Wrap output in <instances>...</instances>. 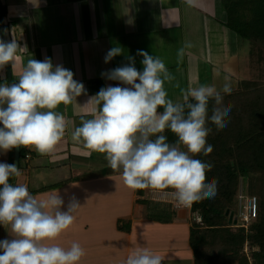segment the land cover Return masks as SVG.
Segmentation results:
<instances>
[{"label":"crops","instance_id":"crops-1","mask_svg":"<svg viewBox=\"0 0 264 264\" xmlns=\"http://www.w3.org/2000/svg\"><path fill=\"white\" fill-rule=\"evenodd\" d=\"M210 2L0 0L7 30L0 31V38H15L21 46L14 67L10 63L11 80L18 82L28 59L47 57L54 65L71 70L86 90L70 104L58 107L67 127L54 151L41 155L24 147L28 157L20 162L26 185L36 199L57 193L65 196V206L73 196L79 201L73 223L53 243L65 248L79 243L85 251L80 264H125L130 253L142 248L161 256L162 264H194L189 242L191 214L183 207H173L172 191L151 189L163 198L146 206L143 200L148 193L144 189L128 188L103 154L84 148L72 133L81 118L90 119L98 110L90 98L102 87L118 84L102 77V72L128 63V57H134L135 67L143 70L138 50L164 61L173 77L165 88L174 101L180 100L189 86L215 84L219 88L224 76L231 78L232 92L238 90L240 81L249 78L248 66L241 61L243 50L248 56L249 45L238 44L235 32L223 24L225 13L219 0L216 5ZM215 9H219L220 18ZM186 42L191 47L178 59L177 51ZM117 46L123 54L105 63L108 50ZM4 70L0 69V84H9L7 78L1 79ZM32 180L41 186L30 189ZM105 194L110 199L113 194L115 201H101L98 196Z\"/></svg>","mask_w":264,"mask_h":264},{"label":"clouds","instance_id":"clouds-1","mask_svg":"<svg viewBox=\"0 0 264 264\" xmlns=\"http://www.w3.org/2000/svg\"><path fill=\"white\" fill-rule=\"evenodd\" d=\"M190 47L186 42L179 48L178 59ZM20 49L15 38H0V69L9 63L14 67ZM122 54L121 47H113L104 62ZM137 55L143 57L142 71L135 67V58L128 57V63L101 73L118 84L102 87L90 98L98 110L90 119L81 118L73 139L103 154L130 189H170L184 207L214 198L218 179L207 177L213 164L196 157L213 151L207 142L212 132L209 123L217 130L227 127L231 105L224 104V95L233 90L231 78L224 76L219 88L189 86L174 101L165 88L173 77L164 61L143 50ZM83 94L85 87L71 70L47 57L28 59L18 82L0 84V152L31 147L41 155L52 153L67 127L58 107ZM210 102H214L211 115ZM167 131L175 135V142H169ZM20 176L16 164L0 162V226L10 228L12 236L0 240V264H80L85 251L79 243L68 248L53 243L73 223L79 201L73 196L65 206L60 195L37 200L27 185L10 182ZM125 264H162V257L142 248L130 253Z\"/></svg>","mask_w":264,"mask_h":264},{"label":"trees","instance_id":"trees-1","mask_svg":"<svg viewBox=\"0 0 264 264\" xmlns=\"http://www.w3.org/2000/svg\"><path fill=\"white\" fill-rule=\"evenodd\" d=\"M223 9L226 13L223 24L235 32L240 44L249 45V78L240 81L238 90L224 95V104L231 105L227 127L217 130L209 123L212 132L207 142L213 151L208 156L196 157L213 164L207 177L209 180L216 177L218 188L214 198L191 206L189 242L194 264H264V0H225ZM0 16L3 33L5 11L1 4ZM213 103L209 104V115ZM165 134L169 142H175L174 134L170 131ZM26 154L25 148L20 147L18 168ZM8 161L12 164L13 149ZM239 179L246 181L247 195L257 199V214L247 231L233 225ZM14 180L15 177L10 182L14 184ZM226 211L233 213L231 223ZM196 216L200 217L201 225L193 221ZM247 242L253 249L250 261L241 251Z\"/></svg>","mask_w":264,"mask_h":264},{"label":"rangeland","instance_id":"rangeland-1","mask_svg":"<svg viewBox=\"0 0 264 264\" xmlns=\"http://www.w3.org/2000/svg\"><path fill=\"white\" fill-rule=\"evenodd\" d=\"M213 1H214V5H216L217 4V1L216 0H212V2H210V4H212L213 3ZM224 2H225V0H219V5H221V8L223 9V4H224ZM219 10V9H218ZM217 9H215V15H217V17H219V16H221L220 15V13H219V11H218ZM223 11H224V9H223ZM224 13H225V11H224ZM220 18V17H219ZM225 18H226V13H225V15H224V21H225ZM222 20V21H223ZM237 41H238V39H237ZM181 43V42H180ZM238 44H239V41H238ZM181 47H182V45H181ZM245 49V48H244ZM246 49H247V51L249 50V46L248 47H246ZM241 55H242V63H243V65L244 66H248V60H247V58H248V56H246V52H244V50L242 51V53H241ZM5 67V66H4ZM180 68V67H179ZM172 73H173V71H172ZM7 77H6V72H5V70H4V73H3V75L1 76V79H6ZM0 127H2V125H0ZM8 159H9V152H7L6 154L5 153H2V152H0V162H6V163H8L9 161H8ZM26 176L24 175V174H22V172H21V176L20 177H15V180H14V184H17V183H19V184H25L26 185ZM30 189L33 187V186H35V187H38V186H41L37 181H31V183H30ZM240 188H243V190H244V194L245 195H247V193L245 192V190H246V181H244L243 179H239V188H238V193H239V190H240ZM148 194H147V197H145V199L149 202L148 203V205H150L151 204V202H153V203H156L155 202V200L157 199V198H163V196L161 195V194H156V193H153V192H151L152 190L149 188V189H144ZM128 191V190H127ZM163 191V190H162ZM33 195H34V193H32ZM48 194V193H47ZM51 195H60V196H62L63 197V199L65 200V196L64 195H62V194H57V193H54V194H49V196H43V198H44V200H47ZM89 197H90V200H92V198L93 197H91V195L89 194ZM99 198H100V200L102 201V200H104V201H108V200H110V201H115V196L112 194L111 195V199H110V197H108L106 194L102 197H100V195L98 196ZM152 199V200H151ZM37 200H40V199H37ZM176 202V201H175ZM125 203L126 204H128L129 203V200L128 199H126L125 200ZM177 203V202H176ZM173 205H175V204H173ZM147 206V205H146ZM174 207V206H173ZM180 207H183V208H185V209H187L186 207H184V206H180ZM180 207H178V208H180ZM175 208V207H174ZM175 209H177V208H175ZM171 212V211H170ZM156 214H159V215H162L163 213H161V212H156ZM157 217V216H156ZM184 219H186V217L184 218ZM187 219H189V217H188V214H187ZM186 219V222H188V220ZM190 219H191V217H190ZM190 222H192L191 220H190ZM188 224V223H187ZM234 225V224H233ZM186 227V226H185ZM234 227H236V226H234ZM12 238V236H11V232H10V228L7 230V229H5V227H3V226H0V240H4V239H11ZM246 244V243H245ZM245 244L243 245V247H242V253H244L245 255H246V258H247V260L248 261H250L251 260V250H253V249H251L250 248V246H249V244H248V242H247V250H245ZM235 264V263H234Z\"/></svg>","mask_w":264,"mask_h":264},{"label":"built area","instance_id":"built-area-1","mask_svg":"<svg viewBox=\"0 0 264 264\" xmlns=\"http://www.w3.org/2000/svg\"><path fill=\"white\" fill-rule=\"evenodd\" d=\"M28 157V154L25 156ZM174 207L178 208L181 205L174 203ZM189 211L191 207H186ZM257 214V199L255 196H248L244 194L243 188H240L237 199V209L234 216V226L243 227L245 231L248 230L250 223L254 220ZM197 225H201V219L196 216L193 220ZM247 243L245 244V250H247Z\"/></svg>","mask_w":264,"mask_h":264},{"label":"water","instance_id":"water-1","mask_svg":"<svg viewBox=\"0 0 264 264\" xmlns=\"http://www.w3.org/2000/svg\"><path fill=\"white\" fill-rule=\"evenodd\" d=\"M0 18H1V16H0ZM5 71H6L7 80H8V82H10L11 78H12L10 63L5 65ZM19 150H20V147L19 148H13V161H12V164H16L17 167L19 165ZM225 213L229 215L228 221H229V223H231L233 221L232 220L233 219V213L232 212L229 213V211H226Z\"/></svg>","mask_w":264,"mask_h":264}]
</instances>
